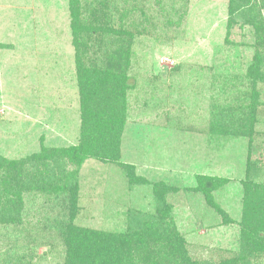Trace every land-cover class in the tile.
<instances>
[{"label": "rangeland", "instance_id": "obj_1", "mask_svg": "<svg viewBox=\"0 0 264 264\" xmlns=\"http://www.w3.org/2000/svg\"><path fill=\"white\" fill-rule=\"evenodd\" d=\"M79 1V23L101 32H134L128 68L134 85L127 92L120 160L133 166L136 178L130 183L114 162L85 160L73 172L77 213L62 219L68 195L36 190L39 178L52 179V171L69 168L58 159L44 171L42 161L30 157L43 147L78 141V54L85 63L90 56L103 66L111 42L102 45L93 33L86 41L90 54H81L73 43L69 0H0V156L28 159L21 170L0 168V264H64L69 216L78 226L131 236L142 217L160 208L154 193L160 182L167 188V221L189 258L205 264L232 260L239 252L244 184H264V83H256L261 103L253 112L251 137L216 132L212 121L218 106L251 87L246 73L259 29L247 21L264 22V0H235L243 9L229 29L228 0ZM124 3L130 13L120 16L128 13ZM163 4L170 19L158 13ZM138 10L145 20L140 28ZM197 174L227 178L213 193L225 217L194 190ZM139 243L132 251L137 264L163 253L157 241ZM244 262L237 264H264V256Z\"/></svg>", "mask_w": 264, "mask_h": 264}, {"label": "trees", "instance_id": "obj_2", "mask_svg": "<svg viewBox=\"0 0 264 264\" xmlns=\"http://www.w3.org/2000/svg\"><path fill=\"white\" fill-rule=\"evenodd\" d=\"M124 4H127L128 13L123 14L121 12L120 16H127L130 13L128 10L129 3ZM228 5L230 19L227 21V27L229 29L231 21H234L233 16L243 8L238 6L235 0H228ZM167 6L163 4L158 8V13H164V19H170L166 14L165 8ZM80 8L79 0H69L74 35L73 43L80 53L82 50L81 54L88 51L90 54L91 49L87 46L86 41L94 36L93 33L100 35L97 39L100 44L103 41L102 45L105 43V39L107 41L109 39L110 46L108 48L105 45L108 50L102 56L106 61L103 66H99L97 60L89 56L85 63L76 51L78 54L76 80L80 108L78 141L62 148L43 147L38 154L30 157L40 159L42 161L40 167L44 171L50 163L54 165L58 159L60 164L69 168L64 170L65 173L62 170L56 173L52 171V179L47 177L42 180L39 178L40 184L36 188L38 191L49 194L68 195L70 206L67 208V213L61 214L59 217L61 219L77 213V187L73 172L79 169L85 160L96 159L103 163L114 162L125 169L130 183H133V179L136 178L134 177L133 166L120 160L121 135L126 121L127 92L134 85V79L128 74L130 45L134 32L126 29L123 32L119 29L117 32L113 31V28H106L101 32L98 30L99 28H95L87 21L79 23ZM136 8L138 9V6ZM139 9L143 11L141 8ZM257 14L259 17V11ZM141 15L143 14L138 10L135 23L138 24L139 28L145 25L143 17H139ZM247 24H251L253 29H259V32L256 29L254 31L252 43L254 52L246 73L251 81V87L236 97L233 102L225 106H218V112L212 121V128L220 133L229 131L234 135L245 134L251 137L253 134L251 126L256 121L253 112L261 103L258 102L259 93L256 89V83H264V57L260 52L261 48L264 50V22L260 17L254 21L248 20ZM133 27H135L134 23ZM112 34L114 35L111 37ZM123 35L126 37L124 38ZM91 56L94 57V52H91ZM245 109H249V111L244 112ZM232 121L233 123L235 121V125L232 124ZM26 160L28 159L16 160L0 156V168L7 165L21 170ZM59 174H61L60 179L55 178ZM226 181L227 178L214 174H197L194 187V190L203 195L207 204L213 206L221 215L224 213L223 217H225V211L216 203L213 193L218 191ZM244 185L246 193H244L243 204H241L239 252L232 257V260L226 259L215 264L246 263L248 262H244L246 258L260 261V258L264 256V184L254 183L251 187H249L250 183ZM166 190V186L161 182L156 184L154 193L161 206L159 209L156 208L155 215L142 217L138 223L139 229L134 230L131 236L126 233H114L78 226L71 223L73 218L69 216L63 227L66 235V261L64 264H137L138 258L133 255L132 251H136L138 245H142L139 243L141 241L144 244L147 241H157L163 249L161 255L157 256L156 259L152 258L153 262H149L151 257H148L146 264H205V262L189 258L182 245L180 235L174 231V226L167 221L170 206L165 198ZM254 194L258 195L256 200L250 198ZM15 202L14 200L13 203L15 204ZM248 205L253 208L248 207ZM12 211L17 212L18 209L14 206ZM225 222L228 223L227 220ZM206 264L209 263L206 262Z\"/></svg>", "mask_w": 264, "mask_h": 264}]
</instances>
